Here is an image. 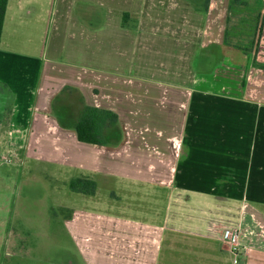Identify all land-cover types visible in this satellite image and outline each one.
<instances>
[{
	"label": "rangeland",
	"instance_id": "obj_1",
	"mask_svg": "<svg viewBox=\"0 0 264 264\" xmlns=\"http://www.w3.org/2000/svg\"><path fill=\"white\" fill-rule=\"evenodd\" d=\"M204 1L9 0L0 45V106L6 104L8 96L12 98V102L7 104L8 108L0 112V264H112L104 261L110 255L112 241L109 240L112 233L104 230L105 224L76 227L66 221L74 209L81 210L86 207L90 212L98 214L93 215L95 221H98L97 218L105 220L106 215L110 214L121 217L120 219L130 218L160 226L161 230L156 238L158 244L156 264H214L211 260L212 255L233 258L230 248L229 250L225 248L224 242L219 238L209 236L205 227L212 218H218L213 210L227 206L236 211L231 226L235 225L233 223L236 218L237 223L243 220L244 241L256 244L264 240V155L259 153L256 146L250 147L260 143L262 135L261 138L256 133L244 136V140L241 141L246 143L247 153L227 150L213 154V162L221 163L217 168L224 179L226 180L227 176L233 178L232 183L218 184L219 187L222 185L227 187L229 192L226 195L214 192V197H209L210 201L205 198L203 201L195 197L197 191L185 190L182 184H174L175 187L178 186L177 189L174 188L175 194L184 190L190 194L188 198L190 203L187 206L190 207L188 210L190 221L186 227L188 229L189 225L190 231L187 232L186 229L171 230V224L176 221L167 222L168 202L163 189L150 188L148 183L134 182L135 179L132 181L133 179L124 176L139 172L144 175L146 172L155 177L158 184H162L163 178L170 174L169 161L162 160L157 166L153 164L155 167L152 165L149 167L147 164L139 168H130L124 166V163L118 164V170L128 169V173L123 170L116 171L117 174H121L119 176L112 172L111 174H115L114 177L110 176L104 180L102 188L100 169L92 171L88 167L74 165L76 162L94 164L96 159H99L97 153L101 147L72 139L70 137L74 134L69 131H64L67 138H63L62 141L54 138L55 131L53 134L48 131L38 136H29L31 139L29 144L27 141L29 134L25 132L26 130L8 129L11 121L14 122L13 128L16 122H20L16 116L18 113L21 116L28 113L24 108L35 98L36 92L48 76L55 81L80 79L79 81L89 86L93 85L89 87V92L97 94L98 97L92 94L90 96L92 95L91 98L97 99L99 103L103 102L101 105L104 104L101 96L105 94L109 93L113 99H117V95L122 97L124 102L119 101L120 105L117 107L127 132L133 133L135 129H142L152 133L154 127L161 126L171 127L174 134H179L180 128L183 127V119L184 124L186 119L183 117L184 113L181 114V110L184 109L180 103L185 94L184 89L181 86L174 87L173 92H169L173 94L171 101L163 98L167 101L164 103L161 97H156L157 94L149 92L151 84L159 81L167 86V83L172 82L171 78L180 83V80L185 78L192 80L194 71L191 70L188 60L191 61L195 54L194 42H203L207 45L209 40L218 38L219 34L222 36L226 25L238 26V22L240 20L244 22L250 13H254L258 28L252 51L249 53L252 65L248 62L246 70L241 66L239 70L232 69L224 74L229 80L240 82L242 78L248 79L244 81L247 85L241 86V90L243 87L246 88L245 95L248 98L264 104V0L237 1L235 7H232V13L228 5L233 0H208L207 8L203 7ZM117 2L119 7L122 5L120 10H108L109 5L118 8ZM124 8L128 9L125 13L131 15L125 16L128 17L125 22L127 35L133 34V16L140 12V8L143 17L149 18L142 24L145 27L143 44H146L136 64L148 62L151 68L148 67L147 72L131 68L123 74L124 80H121L122 76L118 78L111 68L105 69L101 64L97 66V61L102 62L100 42L103 41V47H107L112 38H101L99 42L96 37L95 54L91 56L81 54L85 46L81 36L85 33H81L83 28L74 20L79 19L84 27L95 28L100 32L107 10L113 21L119 13L122 15ZM85 10H92V13L83 17L82 11ZM149 28L156 29L151 32ZM170 34H174V38L183 34L182 40L185 43L189 41L190 45L182 47L174 43V62L172 64L169 61L171 65H168L170 67L173 65V70L165 71L161 67L158 69L157 66H153L149 61L156 60L162 63L160 66H166L171 58L168 52L170 49H165L171 44ZM248 40L249 37L245 38L244 44L249 43ZM127 41L131 47L137 43L132 37L130 40L127 38ZM154 47L159 54L155 55ZM126 55H129L128 51ZM112 58L107 56L106 62L110 63ZM164 59L166 61H163ZM107 65L110 66L108 63ZM169 74H173V77ZM137 84H141L142 87H138ZM18 92L21 101L18 106L22 111L13 112V118L11 114L16 108L14 100ZM4 94L6 97H3ZM234 118L235 116H231L232 121H235ZM227 121L230 122L229 119ZM177 136V141L181 143L182 136ZM144 137L157 139L150 135ZM213 137L202 140V143H232L229 141L230 135H227V140L223 136ZM133 138L135 140L136 136L133 135ZM124 141H128L127 137ZM50 158L62 159L65 163L48 161ZM133 158L128 157L126 160L131 165L138 164ZM70 159L72 162L65 161ZM196 164L203 171L210 169L203 168L197 161ZM78 176L97 181L93 195L86 196L69 188L71 178ZM249 223L252 224L247 228L246 225ZM240 233L241 230L238 229L239 248L245 247L243 251H247V244L242 240ZM139 238L142 239L141 236Z\"/></svg>",
	"mask_w": 264,
	"mask_h": 264
},
{
	"label": "crops",
	"instance_id": "obj_2",
	"mask_svg": "<svg viewBox=\"0 0 264 264\" xmlns=\"http://www.w3.org/2000/svg\"><path fill=\"white\" fill-rule=\"evenodd\" d=\"M118 5L119 3L117 2V6ZM107 7L108 10H120L119 6L118 8L112 5H109ZM133 9L135 10V5ZM127 11L128 9L124 8V10H122V15L121 13H119L118 17L113 19V21L110 18L111 14H109V12H106V14H104V24L102 25L100 32L95 28L88 29V26L84 27V24L82 22H79V19H76L74 17L75 23H78L84 29L83 30L81 28V33H85L83 36H81L82 40L85 42V46L82 49L81 54L89 56L95 54L94 39L96 37L99 42L101 41V38H112V40L108 42V44L106 43L107 47H103V41L100 42L102 46V62L97 61V66L101 64L103 67H105V69H107L106 67L111 68L114 72H116L115 75H117L118 78L122 76L121 80H124L123 74H125L126 71L128 72L129 70H131V68L143 70L145 72L148 71V67L149 69L151 68L148 62L142 61L140 65L136 64L138 62L137 58L142 55L141 50H143V46L146 44H143V34L145 32V27H143L142 24L143 22L146 23L149 18L143 17V14L141 12L142 9L140 8V12L135 13V15L133 16V34L132 36L131 33L127 35L125 22L128 17H126V20H123V14L125 12L127 13ZM128 16L131 17L130 14H128ZM116 23L117 25H115ZM154 29L156 28H149V31L153 32ZM203 29L205 30L206 27H204ZM182 35L183 34H181V36H178L177 38H174V34H170L169 38L171 39V44L169 45V48L165 49H170L168 50V52H170L171 58L168 60V63H166V66H160L162 65V63L156 62V60H150L149 62L153 66H157L158 69L161 67L165 71L173 70V65L171 67L168 65H171L170 63L173 64L174 62V43L182 47L184 45H190L189 41L185 43L184 40H182L184 38V35ZM131 37L137 40V43L134 47L128 45L129 41H127V38L130 40ZM222 39L223 33L222 36L219 34L218 38L209 40L207 42V45L203 42H194L195 54L191 57V61L188 60L191 70L194 71L192 80H189V78H185L180 80V83L175 82L174 78H171L172 82L167 83V86L164 85L163 82L159 81L153 82L150 86V93L157 94V98H167L168 102L171 101L170 99L171 97H173V94H170L169 92H173L174 87L181 86L182 89H184L185 94L180 103L182 104V109H184L183 111L181 110V114L183 115L184 113L183 117L186 119L185 124L183 119V127L181 126L182 128H180L179 134H174V130H171V127L166 128L161 126H157L158 128L154 127L152 129V133L148 130L142 129H135L134 132L131 133L127 132V129L124 125L128 141H123V143H121L116 148H108L105 146L90 144L101 147V150H99V152L97 153V155L99 154V159H96L95 163L92 165H88L86 163L79 164L80 162H76V164H74L75 166L82 165L88 167L92 171L100 169L101 171L99 175L101 178V186L103 188V181L107 180L110 176L114 177V175L117 174L116 171L118 172L119 170H123L128 173V169L118 170V164L122 165V163H124V166L130 168H139L147 164V166L149 167L151 165L155 167L161 164L162 160H166L167 162L169 161L170 174L163 178L164 182H162V184H158L156 182V178L146 174V172L144 175L143 173L139 172L131 173L134 175L127 174L124 176H127L129 179H133L132 181H134L135 179L134 182L140 181L148 183L150 188L158 187L159 189H163V191L166 193L168 202L166 208L167 222L176 221V223L171 224V230L174 229L183 231L187 227V222L190 221V219L188 218V210L190 207L187 208L190 203L188 200L190 194L185 192L186 189L197 191V193H195V195L197 196L195 197L201 198V200L203 201H210L209 197H214V192H217V194L219 195H226L229 192L227 191V187L225 185L219 187L218 184L232 183L233 178L227 176V179H224L225 177L217 168V166L221 165V163L215 164L213 162V154H215L216 152H226L227 150H230L231 152L247 153V151H245L246 143L242 142L244 140V136L256 133L259 137L261 135L263 136L261 142L257 145H251L250 147L255 148L256 146V149L259 151V153L262 154V156L264 155V142H262V140H264V104L248 98L245 95L246 88L243 87V90H241V86L247 85L244 83V81H247L248 79L245 80L244 78H242L240 82L233 79L229 80L224 74V72L232 71V69L239 70V67L241 66H244L246 70L249 66L248 62H250L251 65L252 62L249 59V54H244L233 46L224 45ZM174 40L176 42H174ZM154 49L155 55L159 54L157 48L154 47ZM127 51L129 55H126ZM132 51L133 53H131ZM165 54L167 53L165 52ZM131 55L133 57H131ZM107 56L113 57L110 63L106 62ZM115 57L117 58L116 60ZM163 61H166V59H164ZM107 63L110 64V66H108ZM172 75L173 74H171L170 76ZM79 80L63 79L55 81L47 76L43 82V85L38 89V92H36L35 98L30 101L28 107L24 108L28 113L22 116L18 113V115L16 116L20 122H16L13 128L14 122L11 121L9 123L8 129H14V131L26 130L25 132H28L29 134L27 139L29 144L31 140L29 136H38L43 134L44 132L47 133L48 131H50L52 134L55 131V135L53 136L54 138H58L59 141H62L63 138H67L64 134V131L73 133L74 136H71L70 138L76 139L75 133L73 131L64 130L58 126L52 115L50 106V101L53 95L56 94L59 89L65 84L77 85L90 104L109 108L117 112L121 123L124 124L120 118L121 116L117 107L120 105L119 101L124 102V99L122 97L117 95V99H113L110 97L109 93L105 94L104 96H101L103 97L102 99L104 101V104L101 105V103L103 102L99 103L97 99L93 100V98H91L92 95L98 97L97 94L89 92V87H93V85L89 86L87 83L81 82ZM137 86L142 87L141 84H137ZM167 87H172L173 89L171 90ZM191 91H193V93H191ZM16 94L17 95L14 100L16 108L12 111L11 114V117L13 118V112L22 111V108L18 106V103H21L18 97L19 92ZM90 94L92 95L90 96ZM163 102L167 103L165 99H163ZM109 103H115L116 105H107ZM185 111L187 113V116ZM231 116H235V121H232ZM227 119H229L230 122L227 121ZM228 122L230 124L229 126ZM133 135L136 136L135 140L137 141L134 140ZM147 135L155 136L157 139L145 138L144 136ZM177 135L182 136L181 143L177 141ZM213 135L220 137L223 136L225 140H227V135H230L229 141H232V143H202V140L214 138ZM140 136L142 137L137 138ZM155 140H157V142ZM36 141L37 140H35V142ZM131 152H133L134 154H131ZM178 152H180V154ZM128 157H134L133 159L137 160L136 163H138L139 165H131L130 163H128L126 160L128 159ZM208 159H210V161H208ZM47 160L60 163L64 162L62 161V159L50 158ZM65 161L69 163L72 162V159H70L69 161ZM196 161L203 168L210 169L208 171H203V169L201 170L196 164ZM206 163L210 164L208 166L202 165ZM112 172L115 174H111ZM117 175L120 176L121 174ZM176 183H178L179 185L182 184L183 188L185 189L183 191L184 193L182 192L175 194L174 188L177 189L178 187H175L174 184ZM168 189L170 190L169 193ZM84 195L91 196L87 194ZM213 211L217 213L218 218H212L210 222H208V224H205L209 236L219 238L224 242L223 244L225 245V248H228L229 250L230 242L229 240L224 238L225 230L231 229L238 232V229H240V235L242 236L241 238L244 241L242 235V228L244 225L243 220L241 219L240 222L237 223L238 220L236 218L233 223L235 225L231 226V223L233 222L232 218L234 217L233 215L236 216V211H233V209L228 206ZM71 214V217L69 219H66V221L71 225H75L76 227H83L84 225L93 226L97 223H99L101 226L105 224L104 230L107 229V232L112 233L111 237L109 238V240H112L109 248L110 255H108L104 261L108 263L112 262V264H156L158 254V244L156 238L159 234V230H161L160 226L147 222L142 223L141 221L132 220L130 218L120 219L121 217H116L110 214L106 215L107 219L105 220L97 218L98 221H95L93 215L98 216V214H95V212H90L87 207L81 210L74 209ZM250 224L252 223L246 225L247 228ZM76 230L80 231L81 229ZM186 231H190L189 225ZM139 232L144 233L140 234ZM139 236H141L142 239L139 238ZM244 242L247 244V251L245 250V253L240 252L238 260L234 261V257H215L212 255V263L264 264V240L258 241V243L256 242V244L246 241ZM88 263L90 262L88 261Z\"/></svg>",
	"mask_w": 264,
	"mask_h": 264
},
{
	"label": "trees",
	"instance_id": "obj_3",
	"mask_svg": "<svg viewBox=\"0 0 264 264\" xmlns=\"http://www.w3.org/2000/svg\"><path fill=\"white\" fill-rule=\"evenodd\" d=\"M237 1L240 0H233L228 5L230 12ZM7 4L8 0H0V44ZM203 7H208V0L204 1ZM127 15L123 14V20H126L125 16ZM248 16L249 18L245 17L244 22L240 20L238 26L226 25L222 39L224 45L233 46L244 54H249L252 51L254 37L258 30L254 13H250ZM248 37L250 42L244 44L245 38ZM50 106L58 126L64 130L73 131L79 142L116 148L125 140L126 132L117 112L87 102L77 85H63L53 95ZM69 188L82 194L92 195L96 190V182L88 177H74L69 181Z\"/></svg>",
	"mask_w": 264,
	"mask_h": 264
},
{
	"label": "built area",
	"instance_id": "obj_4",
	"mask_svg": "<svg viewBox=\"0 0 264 264\" xmlns=\"http://www.w3.org/2000/svg\"><path fill=\"white\" fill-rule=\"evenodd\" d=\"M224 238L229 240L230 242V252L234 256V261L238 260V257L240 256V252H244L243 249L239 248V238L238 234L235 230L227 229L224 232Z\"/></svg>",
	"mask_w": 264,
	"mask_h": 264
},
{
	"label": "flooded vegetation",
	"instance_id": "obj_5",
	"mask_svg": "<svg viewBox=\"0 0 264 264\" xmlns=\"http://www.w3.org/2000/svg\"><path fill=\"white\" fill-rule=\"evenodd\" d=\"M90 8L92 9V7L90 6ZM93 10V9H92ZM92 10L91 11H82V13H83V17H85V16H87L88 15V13L90 14V13H92ZM94 12V11H93ZM3 97H6V94H4V96ZM8 98H9V100L8 101H6V104H4L3 106H0V112L2 113V112H4V110L5 109H7L8 108V106H7V104H10L11 102H12V98L11 97H9L8 96ZM3 103H5V101L3 102Z\"/></svg>",
	"mask_w": 264,
	"mask_h": 264
}]
</instances>
